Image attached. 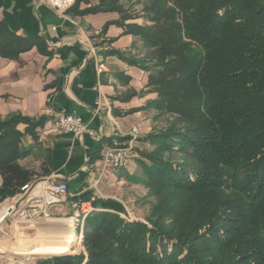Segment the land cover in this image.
I'll list each match as a JSON object with an SVG mask.
<instances>
[{
  "label": "trees",
  "instance_id": "obj_1",
  "mask_svg": "<svg viewBox=\"0 0 264 264\" xmlns=\"http://www.w3.org/2000/svg\"><path fill=\"white\" fill-rule=\"evenodd\" d=\"M80 2L88 0L72 7ZM144 10V24L125 23L135 16L117 0L78 13L121 12L114 23L152 50L149 63L111 51L146 72L156 96L142 109L172 116L141 138L153 148L137 151L129 177L154 198L150 212L145 222L128 219L120 202L87 192L85 252L35 264H264V0H148ZM36 40L0 22L5 56ZM40 123L0 118V202L38 176L18 160L29 153L22 136Z\"/></svg>",
  "mask_w": 264,
  "mask_h": 264
},
{
  "label": "crops",
  "instance_id": "obj_2",
  "mask_svg": "<svg viewBox=\"0 0 264 264\" xmlns=\"http://www.w3.org/2000/svg\"><path fill=\"white\" fill-rule=\"evenodd\" d=\"M98 1L80 2L77 9L72 7L58 14L40 0H0V22L16 36L37 38L16 56L0 53V118L20 114L41 119L33 134L22 136L29 153L18 163L39 173L31 181L67 183L66 199L50 208V218H63L67 223L82 215L80 203L94 208L90 200H80L87 192L91 199L116 200L127 211L124 185L137 173V150L144 145L140 138L151 131L155 113L153 109H142L156 96L147 90L146 72L111 53L118 51L138 58L143 47L138 37L114 23L121 20L123 13H78ZM119 3L125 6L127 2ZM134 4L137 6L138 0ZM133 16L124 22L143 24L140 16ZM6 43H0V47ZM68 112L81 116L84 130L78 135L50 132L48 123L53 116ZM132 125H137L139 136L128 166L100 173L103 146L119 139L117 127L127 131ZM18 128L23 131L25 124ZM42 166L48 170L45 175ZM19 197L18 193L4 200L11 199L21 207L24 201ZM83 218L82 215L81 223ZM49 227L59 233L67 229L62 225ZM28 259L13 264L36 263Z\"/></svg>",
  "mask_w": 264,
  "mask_h": 264
},
{
  "label": "built area",
  "instance_id": "obj_3",
  "mask_svg": "<svg viewBox=\"0 0 264 264\" xmlns=\"http://www.w3.org/2000/svg\"><path fill=\"white\" fill-rule=\"evenodd\" d=\"M58 14H64L76 0H40ZM99 104V101H97ZM85 128L80 115L76 112L57 113L48 123V129L55 134L78 135ZM118 140L105 144L99 157L100 173L107 170L126 168L131 160L134 142L139 136L137 125H132L127 131L117 127ZM68 185L66 182L36 180L25 183L20 188V197L24 201L21 207L13 202V209L6 217L17 218L20 221L31 222L50 218V208L66 199ZM79 210L85 216L91 208L79 205Z\"/></svg>",
  "mask_w": 264,
  "mask_h": 264
},
{
  "label": "rangeland",
  "instance_id": "obj_4",
  "mask_svg": "<svg viewBox=\"0 0 264 264\" xmlns=\"http://www.w3.org/2000/svg\"><path fill=\"white\" fill-rule=\"evenodd\" d=\"M117 1L119 3L120 0H117ZM122 1L124 3L127 2L125 3V6H122L123 9L127 12V14L132 15V16L133 15L140 16L143 20L142 23L144 24L145 23L143 19L144 12H145L144 6H146L148 0H144L143 2H140V0H138L137 6H135L134 4L135 0H122ZM151 52H152L151 49L143 46L138 51V56H139L138 58H140L141 60H145L146 62L149 63L150 60L148 59V57L150 56ZM147 109H153L155 112L153 114V120H152L153 124L151 125L150 132L165 128L168 122L172 119V116L167 113L159 112L154 108H147ZM151 148H153L152 145H150L147 142H144V145H141V148L138 150H149ZM124 194H125V197L127 196L128 198L127 204H126L127 211L124 208L125 217L128 219L141 220L145 222V218L149 214L151 205L154 202V198L151 195H149L147 187H145L141 183L131 181V182H128V184L124 185ZM125 197H123V200ZM5 204L12 205L13 201L11 199H8V200H3L0 202V206L5 205ZM76 209L78 210V208ZM81 217L82 215L79 214V216L76 217L77 221L73 220L72 222H69V223L65 222L63 218H55V217H51L48 219L35 220L31 222L20 221L17 218H13V217H5L4 219L5 228L3 230L4 232H7L9 229H11V224L14 220L18 222L19 226L17 230L18 235L12 238L8 237L7 234H5L4 232H0V240H1L0 247L2 246L1 247L2 249L0 248V264H13L15 263V261H27L22 258L23 257L22 255L12 253L11 249L27 247V244L29 243V241H31L32 237L38 234L36 227L46 226L47 224H48L47 226L61 224L62 226H65V227H67L66 225H69V228H71V230L74 233V241L70 247L71 251L68 253L75 254L79 252H85L84 247L81 242V238H82L81 229L83 225V222L81 223L80 221ZM50 235L51 234H49V236ZM49 239H52V238L49 237ZM2 241H5V242H2ZM4 243L6 247H4L3 245ZM50 256H53V255H29L28 261L34 262L41 258L50 257Z\"/></svg>",
  "mask_w": 264,
  "mask_h": 264
},
{
  "label": "bare ground",
  "instance_id": "obj_5",
  "mask_svg": "<svg viewBox=\"0 0 264 264\" xmlns=\"http://www.w3.org/2000/svg\"><path fill=\"white\" fill-rule=\"evenodd\" d=\"M12 209H13L12 205L5 204L0 206V232H4L3 231L5 228L4 219L7 215L11 213ZM47 225L36 227L38 234L32 237L31 241H29V243L27 244V247L12 248L11 252L14 254L22 255L25 259L28 258L29 255H56V254H63L68 252L74 241V233L71 230V228L67 227L66 230H64L62 233H59V232L47 230L45 228V227H49ZM60 225L61 224H59L58 226ZM18 226H19L18 222L14 220L11 224V229H9L7 232L4 233L11 238L17 236ZM49 234L51 235L49 236ZM49 237L52 239H49ZM3 245L4 247H6L5 243Z\"/></svg>",
  "mask_w": 264,
  "mask_h": 264
},
{
  "label": "water",
  "instance_id": "obj_6",
  "mask_svg": "<svg viewBox=\"0 0 264 264\" xmlns=\"http://www.w3.org/2000/svg\"><path fill=\"white\" fill-rule=\"evenodd\" d=\"M16 205H17V204H16ZM47 230H50V231H51V230H52V228L48 227V229H47Z\"/></svg>",
  "mask_w": 264,
  "mask_h": 264
}]
</instances>
